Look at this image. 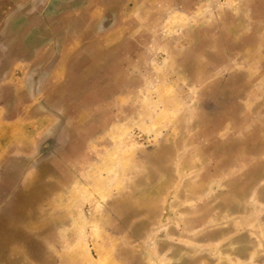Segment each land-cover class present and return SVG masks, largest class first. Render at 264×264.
<instances>
[{"label": "rangeland", "instance_id": "1", "mask_svg": "<svg viewBox=\"0 0 264 264\" xmlns=\"http://www.w3.org/2000/svg\"><path fill=\"white\" fill-rule=\"evenodd\" d=\"M0 264H264V0H0Z\"/></svg>", "mask_w": 264, "mask_h": 264}]
</instances>
